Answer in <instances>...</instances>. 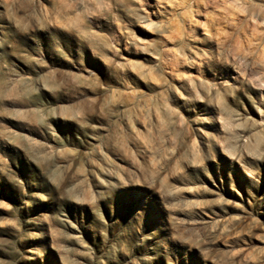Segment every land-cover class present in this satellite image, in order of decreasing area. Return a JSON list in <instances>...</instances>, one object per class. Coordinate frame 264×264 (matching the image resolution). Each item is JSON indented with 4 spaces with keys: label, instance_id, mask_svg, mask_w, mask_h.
I'll return each instance as SVG.
<instances>
[{
    "label": "rangeland",
    "instance_id": "obj_1",
    "mask_svg": "<svg viewBox=\"0 0 264 264\" xmlns=\"http://www.w3.org/2000/svg\"><path fill=\"white\" fill-rule=\"evenodd\" d=\"M0 264H264V0H0Z\"/></svg>",
    "mask_w": 264,
    "mask_h": 264
}]
</instances>
